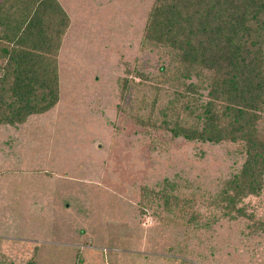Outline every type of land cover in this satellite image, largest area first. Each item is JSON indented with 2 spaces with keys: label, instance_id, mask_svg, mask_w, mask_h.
<instances>
[{
  "label": "rangeland",
  "instance_id": "1",
  "mask_svg": "<svg viewBox=\"0 0 264 264\" xmlns=\"http://www.w3.org/2000/svg\"><path fill=\"white\" fill-rule=\"evenodd\" d=\"M58 2L70 18L59 102L23 125L0 126V264H264V230L246 228L264 223V191L245 200L251 218L213 217L205 204L232 169V147L136 122L160 66L141 49L153 0ZM132 68L147 81L126 73ZM127 76L135 83L121 100ZM164 179L182 185L204 216L164 223L141 210L143 188Z\"/></svg>",
  "mask_w": 264,
  "mask_h": 264
},
{
  "label": "trees",
  "instance_id": "2",
  "mask_svg": "<svg viewBox=\"0 0 264 264\" xmlns=\"http://www.w3.org/2000/svg\"><path fill=\"white\" fill-rule=\"evenodd\" d=\"M69 27L58 0L1 1L0 126L18 127L58 104V57ZM141 49L153 50L160 66L137 124L172 139L229 144L232 169L205 204L213 217L251 218L245 200L264 191V0H153ZM133 72L147 81L135 68L126 70ZM134 83L119 79L121 100ZM183 188L164 179L143 188L138 205L151 207L164 223L184 212L189 223L202 218ZM246 228L256 233L264 223Z\"/></svg>",
  "mask_w": 264,
  "mask_h": 264
},
{
  "label": "crops",
  "instance_id": "3",
  "mask_svg": "<svg viewBox=\"0 0 264 264\" xmlns=\"http://www.w3.org/2000/svg\"><path fill=\"white\" fill-rule=\"evenodd\" d=\"M2 0H0V3H1Z\"/></svg>",
  "mask_w": 264,
  "mask_h": 264
}]
</instances>
